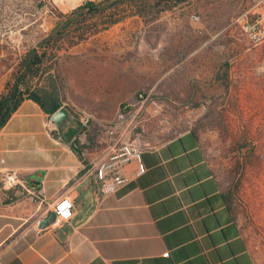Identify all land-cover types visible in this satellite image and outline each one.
<instances>
[{
	"label": "rangeland",
	"instance_id": "1",
	"mask_svg": "<svg viewBox=\"0 0 264 264\" xmlns=\"http://www.w3.org/2000/svg\"><path fill=\"white\" fill-rule=\"evenodd\" d=\"M84 1L0 0V95L20 57L55 27L58 10ZM138 4L142 15L58 55L54 74L65 87L64 101L86 127L78 137L86 162L105 160L117 139L151 145L196 131L264 258V41L250 43L239 19L249 11L264 20V0ZM240 144L248 147L238 171Z\"/></svg>",
	"mask_w": 264,
	"mask_h": 264
},
{
	"label": "crops",
	"instance_id": "2",
	"mask_svg": "<svg viewBox=\"0 0 264 264\" xmlns=\"http://www.w3.org/2000/svg\"><path fill=\"white\" fill-rule=\"evenodd\" d=\"M52 130L27 99L0 131V264H264L196 132L140 145L145 173L130 163V182L98 200L85 150L84 161ZM7 171L38 179L35 193L4 189ZM63 197L72 218L42 229Z\"/></svg>",
	"mask_w": 264,
	"mask_h": 264
},
{
	"label": "trees",
	"instance_id": "3",
	"mask_svg": "<svg viewBox=\"0 0 264 264\" xmlns=\"http://www.w3.org/2000/svg\"><path fill=\"white\" fill-rule=\"evenodd\" d=\"M141 0H86L69 12H57L58 21L52 31L38 44L27 50L17 64V70L6 86V91L0 95V131L11 119L23 101L30 99L36 102L49 118L63 106L65 87L54 74L59 52L68 50L80 43L89 40L100 32L123 21L130 15H142L139 9ZM149 0H142L146 3ZM170 3L173 0H160ZM183 0H177L182 2ZM122 5H128L130 12L121 14ZM100 20L98 26L94 20ZM75 125L66 128L65 141L71 144L77 156L84 160V145L79 143L78 137L86 131V127L75 119ZM194 131V130H192ZM196 132V131H194ZM51 135L59 138L57 130H52ZM246 144L237 148V170L243 167L241 158L242 150ZM253 150L251 149V154ZM85 161V160H84ZM229 203L233 202V191L225 197Z\"/></svg>",
	"mask_w": 264,
	"mask_h": 264
},
{
	"label": "built area",
	"instance_id": "4",
	"mask_svg": "<svg viewBox=\"0 0 264 264\" xmlns=\"http://www.w3.org/2000/svg\"><path fill=\"white\" fill-rule=\"evenodd\" d=\"M251 12L246 11L240 14L239 19L243 20V30L246 38L253 45H258L264 41V20L263 17L253 18ZM196 19V16H193ZM111 135L114 134L110 130ZM107 158L97 164H92L89 172L93 178L94 195L98 200L116 193L119 189L130 182V178L124 174L127 165L134 162L137 165L135 176H141L146 171V165L143 161L142 147L134 142H125L121 139L115 140L112 144ZM3 187L6 190L16 189L18 186H24L26 190L34 194L39 181L31 179L23 180L18 172L7 171L3 176ZM75 203L70 197L61 198L54 206L56 219L50 226L70 220L73 216Z\"/></svg>",
	"mask_w": 264,
	"mask_h": 264
},
{
	"label": "water",
	"instance_id": "5",
	"mask_svg": "<svg viewBox=\"0 0 264 264\" xmlns=\"http://www.w3.org/2000/svg\"><path fill=\"white\" fill-rule=\"evenodd\" d=\"M50 120L54 125L55 130L58 131L60 138L65 141L64 133L66 130V126L68 124L75 123L74 116L71 113V109L67 105H63L50 117ZM55 219L56 213L54 211H51L46 218L41 220L40 227L42 229L49 227L55 221Z\"/></svg>",
	"mask_w": 264,
	"mask_h": 264
}]
</instances>
